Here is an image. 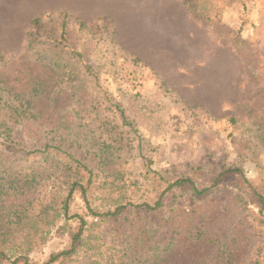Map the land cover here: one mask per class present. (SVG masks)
Masks as SVG:
<instances>
[{
	"label": "rangeland",
	"instance_id": "1",
	"mask_svg": "<svg viewBox=\"0 0 264 264\" xmlns=\"http://www.w3.org/2000/svg\"><path fill=\"white\" fill-rule=\"evenodd\" d=\"M10 1L0 0V159L14 165L61 143L62 153L45 154L75 155L94 172L87 199L70 200L74 216L16 264H48L85 227L81 217L94 220L90 207L123 204L141 224L145 204L160 198L159 217L174 216L184 231L204 220L208 236L230 241L238 264H264V0H151L191 47L172 79L134 61L112 20L96 17L104 3L76 15L55 8L35 25L45 8L17 15ZM46 177L32 190L35 209L45 194H67L63 173L53 167ZM181 178L206 193L174 185Z\"/></svg>",
	"mask_w": 264,
	"mask_h": 264
},
{
	"label": "trees",
	"instance_id": "2",
	"mask_svg": "<svg viewBox=\"0 0 264 264\" xmlns=\"http://www.w3.org/2000/svg\"><path fill=\"white\" fill-rule=\"evenodd\" d=\"M41 17H34L31 23L39 25ZM133 58L135 62H140L137 57ZM61 145L46 142L43 149L27 152V156H20L10 166L5 159H0V175H8L9 186L7 188L0 182V264L13 256L16 258L10 264L26 258L37 243L46 241L47 229L55 226L61 218L73 217L69 216L70 200L76 192L87 199L94 172L84 159L68 153H65V159L45 154L49 149L56 154L62 153ZM35 154L43 158L38 166L30 167L22 162L23 159L29 161L30 156ZM53 167L63 173L61 185H64L67 194L62 197L45 194L48 201L38 203L35 209L32 206L40 198L32 195V190L37 192L44 185L43 182L48 179L46 173ZM185 183H192L195 194L203 195L207 191L199 190L189 179H178L174 185ZM8 189H12L13 193H8ZM5 191L8 201L4 199ZM145 205L146 221L141 224V219L133 216V212H140L123 204L105 211L90 207L94 219L91 222L76 214L85 227L72 231L70 247L52 253L48 264H72L74 261L77 262L75 264H238L234 260L230 241L208 236L204 220L196 226L197 230L190 227L184 231L177 225L174 216L165 214L159 217L164 205L162 198L154 204ZM63 227L61 225L58 229ZM223 236L226 237L227 233ZM83 251L86 252V260L78 262Z\"/></svg>",
	"mask_w": 264,
	"mask_h": 264
},
{
	"label": "crops",
	"instance_id": "3",
	"mask_svg": "<svg viewBox=\"0 0 264 264\" xmlns=\"http://www.w3.org/2000/svg\"><path fill=\"white\" fill-rule=\"evenodd\" d=\"M113 1L115 11L107 0H12L10 5L17 15H23L33 8H45V12L33 16L36 17L50 13L55 8L68 15H76L81 13L79 7L82 5L93 4L94 7L96 3H104L107 11L99 12L96 17L105 15L112 20L120 45L160 77L175 78L180 72L184 55L191 47L183 32L171 29L169 19L161 14L162 10L157 11L162 8V2L155 5L156 2L151 0H143L141 3L133 0Z\"/></svg>",
	"mask_w": 264,
	"mask_h": 264
}]
</instances>
